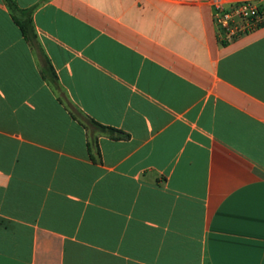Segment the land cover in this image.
Here are the masks:
<instances>
[{
  "label": "crops",
  "instance_id": "0c3cea01",
  "mask_svg": "<svg viewBox=\"0 0 264 264\" xmlns=\"http://www.w3.org/2000/svg\"><path fill=\"white\" fill-rule=\"evenodd\" d=\"M12 1L0 264H264V23L225 39L205 0Z\"/></svg>",
  "mask_w": 264,
  "mask_h": 264
},
{
  "label": "built area",
  "instance_id": "2783aa9c",
  "mask_svg": "<svg viewBox=\"0 0 264 264\" xmlns=\"http://www.w3.org/2000/svg\"><path fill=\"white\" fill-rule=\"evenodd\" d=\"M221 38L250 32L264 23V0H205Z\"/></svg>",
  "mask_w": 264,
  "mask_h": 264
},
{
  "label": "trees",
  "instance_id": "16d2710c",
  "mask_svg": "<svg viewBox=\"0 0 264 264\" xmlns=\"http://www.w3.org/2000/svg\"><path fill=\"white\" fill-rule=\"evenodd\" d=\"M7 5L9 6V8H15V4L13 3L12 0H5ZM18 24H19V28L22 32V34L25 36V37H28L30 36V34L28 35V29L30 30V19L27 17L23 20H18ZM90 121L96 125H98L99 127L101 128H104V129H107L109 131H114V128L111 127V126H105V125H102V124H99L98 122H96L95 120L93 119H90ZM119 135L118 133H116V136Z\"/></svg>",
  "mask_w": 264,
  "mask_h": 264
}]
</instances>
